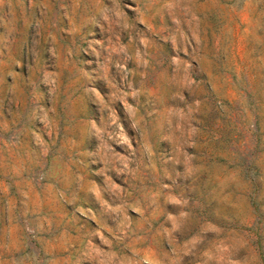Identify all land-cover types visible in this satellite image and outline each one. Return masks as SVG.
I'll return each instance as SVG.
<instances>
[{
	"label": "rangeland",
	"instance_id": "rangeland-1",
	"mask_svg": "<svg viewBox=\"0 0 264 264\" xmlns=\"http://www.w3.org/2000/svg\"><path fill=\"white\" fill-rule=\"evenodd\" d=\"M0 264H264V0H0Z\"/></svg>",
	"mask_w": 264,
	"mask_h": 264
}]
</instances>
